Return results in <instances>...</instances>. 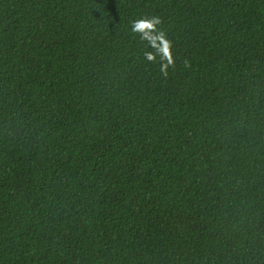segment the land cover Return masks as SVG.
Here are the masks:
<instances>
[{
  "label": "trees",
  "instance_id": "trees-1",
  "mask_svg": "<svg viewBox=\"0 0 264 264\" xmlns=\"http://www.w3.org/2000/svg\"><path fill=\"white\" fill-rule=\"evenodd\" d=\"M0 264H264V0H0Z\"/></svg>",
  "mask_w": 264,
  "mask_h": 264
},
{
  "label": "clouds",
  "instance_id": "clouds-1",
  "mask_svg": "<svg viewBox=\"0 0 264 264\" xmlns=\"http://www.w3.org/2000/svg\"><path fill=\"white\" fill-rule=\"evenodd\" d=\"M161 23L159 17H141L132 21V32L139 33L143 41H147L149 46L156 48V53H145V58L149 61H155L157 54L161 55V72L166 76L167 68L173 65L175 61L171 56L172 42L166 38L165 33L158 29ZM160 42L159 44L157 42Z\"/></svg>",
  "mask_w": 264,
  "mask_h": 264
}]
</instances>
